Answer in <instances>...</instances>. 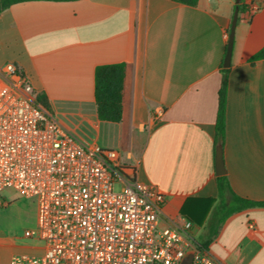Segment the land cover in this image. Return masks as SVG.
<instances>
[{"label":"crops","instance_id":"0c3cea01","mask_svg":"<svg viewBox=\"0 0 264 264\" xmlns=\"http://www.w3.org/2000/svg\"><path fill=\"white\" fill-rule=\"evenodd\" d=\"M238 14L228 75L223 160L232 191L264 203V0ZM237 0L32 1L0 14V70L14 64L49 113L84 143L120 152L142 183L165 195V223L191 221L198 242L222 264H264V207L220 217L216 119ZM124 64L123 117L101 121L99 66ZM2 79L0 77V84ZM210 200H215L211 203ZM223 203V202H222ZM2 249L5 250L2 255ZM36 252L30 239L0 243V264Z\"/></svg>","mask_w":264,"mask_h":264},{"label":"built area","instance_id":"2783aa9c","mask_svg":"<svg viewBox=\"0 0 264 264\" xmlns=\"http://www.w3.org/2000/svg\"><path fill=\"white\" fill-rule=\"evenodd\" d=\"M260 9L249 4V17ZM0 77V193L36 202L43 244L10 264H222L198 242L191 221H163L165 195L139 181L119 151L67 130L14 64Z\"/></svg>","mask_w":264,"mask_h":264},{"label":"trees","instance_id":"16d2710c","mask_svg":"<svg viewBox=\"0 0 264 264\" xmlns=\"http://www.w3.org/2000/svg\"><path fill=\"white\" fill-rule=\"evenodd\" d=\"M32 1H48V2H73L78 0H0V14L9 9L11 6L32 2ZM175 3L186 5L189 7H196L199 0H172ZM235 10L238 13L247 11L243 0L237 2ZM264 59V48L251 58V62H257ZM124 64L99 66L95 71V99L97 104V112L101 121L119 123L123 117V90L125 84ZM229 69L223 68V77L221 88L219 90V107L216 119V146L224 145L226 132V108H227V94H228V75ZM37 102L49 111L48 100L44 94H39L36 97ZM50 112V111H49ZM216 183L219 192V208L216 209V214L220 217L215 224H211L209 231L211 237L217 234V229L224 221L231 215L242 210L252 207H264V203L252 202L237 196L230 186L227 175L217 176ZM211 203L215 200H210ZM223 202V203H222ZM183 214L191 221H196L191 216ZM196 223H199L196 221ZM208 242L204 244L206 248Z\"/></svg>","mask_w":264,"mask_h":264},{"label":"rangeland","instance_id":"374dc122","mask_svg":"<svg viewBox=\"0 0 264 264\" xmlns=\"http://www.w3.org/2000/svg\"><path fill=\"white\" fill-rule=\"evenodd\" d=\"M117 191L121 189L116 186ZM26 230L34 232L31 239L36 247L43 245L38 241L37 205L34 200L22 198L8 189L0 193V243L20 244ZM4 255L5 250H1Z\"/></svg>","mask_w":264,"mask_h":264},{"label":"water","instance_id":"95a60500","mask_svg":"<svg viewBox=\"0 0 264 264\" xmlns=\"http://www.w3.org/2000/svg\"><path fill=\"white\" fill-rule=\"evenodd\" d=\"M240 0H237L239 2ZM238 10H235L231 31L229 34V40H228V46L226 51V56L224 59V68L229 69L231 67V61H232V55H233V46H234V38H235V29L238 21ZM216 175L217 176H224L226 175V170L224 166V160H223V147L218 146L216 148ZM182 264H188V260H186Z\"/></svg>","mask_w":264,"mask_h":264}]
</instances>
